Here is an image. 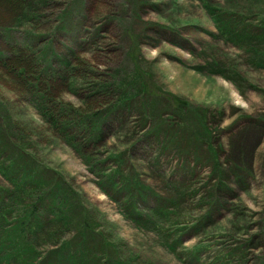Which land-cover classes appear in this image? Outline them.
I'll return each instance as SVG.
<instances>
[{"label": "rangeland", "instance_id": "obj_1", "mask_svg": "<svg viewBox=\"0 0 264 264\" xmlns=\"http://www.w3.org/2000/svg\"><path fill=\"white\" fill-rule=\"evenodd\" d=\"M30 1L32 29L3 16L0 50L44 41L55 120L1 69L0 130L26 139L0 164L45 183L0 200V264H264V0ZM123 85L122 120H93ZM37 197L44 232L21 261L1 244Z\"/></svg>", "mask_w": 264, "mask_h": 264}, {"label": "trees", "instance_id": "obj_2", "mask_svg": "<svg viewBox=\"0 0 264 264\" xmlns=\"http://www.w3.org/2000/svg\"><path fill=\"white\" fill-rule=\"evenodd\" d=\"M201 1H203V3H207L206 0H201ZM3 16H5L6 19L9 18L11 19V21H14L13 24L15 22L21 24L26 20L27 25H29L30 27V25L34 21L31 1L30 0H0V20L5 19V18L3 19ZM35 34L36 33H33L32 31L29 30L28 41H29V45L31 46V48L27 49V48H18L17 46H13L7 49L8 52H4L0 50V73L3 76L1 72V69H3V70H6L7 73L9 71L11 75L16 76L15 78L19 80L20 84H23L26 87V92H28L27 95L30 94L35 100L34 102L39 106L38 108L43 110L44 114L48 117V119L53 121L55 120V116L51 110L52 107L50 106L49 102H53L54 98H48L47 94L51 93L52 89L56 87L55 82L53 81H56V79H59V78L57 77L56 70H53L51 66L47 65L46 67H48V69H43L42 71H40V65L38 63L39 56H37L35 52L32 51V49L33 47L37 46V44H41L44 41L40 38H35ZM48 39L49 37L45 40H48ZM74 51L75 50H72L70 52L73 53ZM71 73L72 71L69 69L67 75L70 76ZM43 77H47V81L43 80L42 79ZM123 87L125 91L120 89L118 92L119 102L117 101L113 104H108L104 114L100 115L99 112L94 114L91 117L93 120L96 119L98 123L103 122L104 120L103 117H106L112 111L113 113L110 114L109 116L111 115L114 116L113 121L115 119L117 120L116 122H118L119 120L116 119L117 117H120L119 119L123 118V117L121 118L120 116L121 113L120 115L117 114L120 110H123L120 107L127 109L129 107L131 108L132 105H134L133 103L134 99L131 97V94H130V92L133 93L134 89L126 88L124 85ZM115 88H122V87H114V89ZM54 105H55V102H54ZM25 139L26 138H25L24 133H21L18 130L16 132L13 128L9 126V124L4 119V124L2 125V128L0 130V141L1 140L3 141L0 144V153L3 154L11 150L16 153L17 152L22 153L23 143L25 142ZM22 160L24 161V159L20 157V159L10 161V162L18 163L19 161L22 162ZM12 165L15 167L14 164ZM2 166L6 167L3 164H0V169L3 168ZM18 170H19L18 174L23 178L24 183H30L31 181L28 178V176L25 174L23 168L19 166ZM38 183L44 184L45 182L42 180ZM27 187H30V186L27 185L25 188ZM25 188L24 189L15 188L11 192L0 190V198L7 199V197H13L16 192H19V194H21V192L25 191ZM36 188L37 186L35 185L31 189L32 191H34V189ZM49 195L50 194L47 193L44 196L48 197ZM66 195H68L67 191H64V189L58 188L56 193H51L50 201L52 203L49 202L52 207L51 209H53V214L55 215V218L64 224H68L70 219L67 213L62 211V209H64L63 205L59 209L58 206L60 205L58 204L57 206V203L60 198H64ZM44 199H45L44 197H39V198L37 197L38 202H41ZM42 213H44V211H42ZM39 214L41 213L36 211V205H35L33 207L32 212L24 216L25 218L15 222L13 226L15 227L13 228L14 231H16L15 237L7 233L5 235V239L3 243L1 244L3 247H5L6 249L10 251H12L13 249H15L16 246H18L19 251L22 253L21 261H25V259L35 254L33 247L29 244H26V243H29L30 237L36 236L41 231L42 233L44 232L43 231L44 228L42 227H44L45 225H43V222L41 221L43 217ZM135 214L138 215V212L136 211V209H135ZM3 221H4V218L3 219L0 218V223ZM44 224H45V221H44ZM14 244H15V247H14ZM2 253L3 252L0 251V257H2L1 256Z\"/></svg>", "mask_w": 264, "mask_h": 264}, {"label": "bare ground", "instance_id": "obj_3", "mask_svg": "<svg viewBox=\"0 0 264 264\" xmlns=\"http://www.w3.org/2000/svg\"><path fill=\"white\" fill-rule=\"evenodd\" d=\"M120 120H122V119H120ZM1 155H2V153H0V157H1ZM7 162L9 163L10 161H7ZM12 164H14L15 167ZM3 165L6 167L2 166L3 168L0 169V174L6 180L8 185L10 186V190L8 192L13 191L15 188L16 189H24L27 185L30 186L31 188H33L36 185L38 188L39 183L36 180L31 179L30 173L28 171H26L25 169H23V170L31 182L30 183H24L23 178L18 174V171H19L18 168L20 166L19 163L10 162L9 164H3ZM0 190L5 191L2 188H0ZM5 194H7V193H5ZM0 200H2V198H0ZM47 205H48V207L50 206L49 201H47ZM36 211H38V212L46 211L45 199L36 204Z\"/></svg>", "mask_w": 264, "mask_h": 264}]
</instances>
